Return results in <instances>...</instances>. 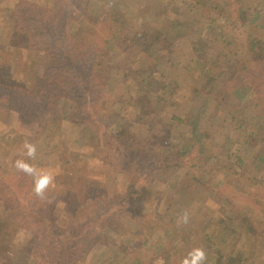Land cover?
Segmentation results:
<instances>
[{
	"label": "rangeland",
	"instance_id": "obj_1",
	"mask_svg": "<svg viewBox=\"0 0 264 264\" xmlns=\"http://www.w3.org/2000/svg\"><path fill=\"white\" fill-rule=\"evenodd\" d=\"M28 1L0 0V264H54L55 240L71 245L80 231L89 233L95 228H89L96 212L91 209L93 195L88 190L104 188L122 194L134 180L139 182L135 200L143 201V210H163L165 198V208H176L172 210L175 216L187 210L193 217L180 226L169 218L173 240L159 251L152 249L151 264H180L199 243L207 253L205 264H264V212L245 193L246 189L264 188V170L253 165L264 141V107L250 99L234 113L231 104L218 103L215 80L201 72L207 64L203 58L210 64L217 58L215 66L229 74L234 68L239 42L219 35L223 18L195 0H169L166 5L163 0ZM39 10L42 18L45 13L54 17L46 18V25L55 20L46 31L27 22L26 16L36 18ZM111 17L123 22L121 35L128 34L130 40L159 37L163 42L157 51L159 58L142 53L137 62L129 64L122 51L114 52L109 87L115 101L110 110L100 113L101 118L91 104L80 106L81 96L73 108L67 105L58 82L47 84L53 91L44 94V75L54 65L60 68L62 61L55 56L61 57L65 47L58 34L62 23L64 37L80 44L92 25L98 32H107V20H101ZM141 72L151 75L153 90L145 86ZM65 75L71 77L73 72L66 70ZM48 95L55 97L51 104L45 102ZM67 110L76 114L61 123L51 119L55 113L68 115ZM81 110L85 121L80 118ZM113 113L121 122L125 119L124 126L109 120ZM188 115L195 119L194 125L178 120ZM241 121L244 124L239 128ZM195 135L207 138L212 157L201 166L200 181L190 177L186 189H195L206 201L187 196L183 209L176 201L183 190L179 183H186L188 176L171 171L147 181L152 167L140 161L133 146L146 145L141 142L145 138L149 144L159 140L161 148H174ZM25 140L37 146L36 160L29 162L58 173L44 200L35 196L33 178L14 167ZM167 176L175 181H165ZM108 198L113 206L120 204L114 194ZM48 222L57 226L56 237L48 230ZM128 225L122 222L108 234V242L114 243L99 247L87 264H132L133 258L122 247L129 238ZM97 228L100 231L102 224ZM134 229L146 236L142 225ZM156 237L146 239H151L152 248ZM132 239L136 245L143 243L138 237Z\"/></svg>",
	"mask_w": 264,
	"mask_h": 264
},
{
	"label": "trees",
	"instance_id": "obj_2",
	"mask_svg": "<svg viewBox=\"0 0 264 264\" xmlns=\"http://www.w3.org/2000/svg\"><path fill=\"white\" fill-rule=\"evenodd\" d=\"M168 1L163 0L162 4L166 5ZM24 2L26 4L29 3L28 0H20V4ZM195 3H199L204 8L211 9L223 18L219 27L220 31L218 32L220 36L225 40L235 39L239 42V46L233 56L234 68L231 74L222 66H215L218 63L217 58L212 64L208 63V59L203 58L207 64L202 68L201 72L208 73L213 78L212 80H215L217 86L214 92L218 95V103L224 105V107L231 104L236 109L234 113L241 111L238 109L244 107L245 102L250 99L254 101L255 105L264 107V0H195ZM162 14L167 15V12H163ZM42 15L41 10L36 13V18H32L29 14V16H26L28 18L27 22L32 24V26L46 31L50 29L55 20L46 25V18L53 20L54 17L47 16V13H45L46 16L42 18ZM106 20L107 32H98L92 25V28L84 35L80 44H76L72 39L64 37L65 35L63 33L66 28L63 22L58 28V31L61 30V33H58L60 38H64L65 41V47L61 51L63 55L59 57L55 53L56 58L62 59L60 68L56 65L52 66L43 78L44 84H46L43 88V91L45 89L44 94H50L53 91L47 84H54V81L58 82L59 90L63 95L62 98L68 101L67 105L73 108L75 106L73 103H75V100H79L81 96L80 100L82 103H80V106L84 108L86 105L91 104L94 106L96 115L99 118H101L100 113L105 110H110L115 101L113 96H110L109 87V82L113 74L111 61L115 54L114 52L122 51L127 56L126 58H128L129 64H133L137 62L142 53L158 59L159 54L157 51L161 49L162 46L160 45L163 43L159 37L157 38L155 36L142 37L138 41L134 39L130 40L128 34L122 33L121 35L120 30L124 28L123 22L121 24L120 20L112 17L101 20V22ZM40 21H44L45 23ZM19 25L21 27V24ZM25 31H28L27 28ZM135 49H138L137 52H135ZM198 51L199 49L197 48L196 52ZM224 54L229 56L227 52H224ZM66 70H71L73 75L66 78ZM140 77L148 89H154L151 84L152 78L150 74L141 72ZM15 87L16 90H20L18 86ZM23 92H29L30 96H38L31 90H24ZM54 98L53 95L44 97L45 102L50 104L53 103ZM9 99L11 98L9 97ZM67 112L68 115H66L67 113H55V117L51 119L54 122L61 123V120L64 118L76 114L71 110H67ZM79 113L82 121L87 120V118L81 117L83 114L82 110ZM241 119L243 117L239 120ZM109 120L112 123L119 125L122 123V126L125 125V119L122 118L121 122L120 116L117 113L111 114ZM178 120L189 125L196 123L192 115H188L184 119L178 118ZM243 124L244 122H239L238 127L241 128ZM142 140L141 142H146V145L140 146L141 144H135L136 146L133 147L138 151L140 161H146L152 167L150 175L147 176V181L152 182L156 174L165 176L171 171L182 172L188 176V179L186 183H179V187L183 186V190L180 191L181 194L176 201L177 207L179 208L180 204V207L183 209L186 208L187 205L184 199L187 196L192 198L191 195H193V197H199L200 200H205L203 196L193 191L195 189L191 191L186 189L192 181H197L198 179L200 181L201 176L199 170L203 163L209 162L212 157L209 152L211 147L205 136L195 135L188 141L181 140L174 148L167 149L161 148L159 140L155 144H149L148 141H145L147 140L145 138H142ZM130 143L132 142L130 141ZM253 165L258 171L264 170V141L262 148L253 158ZM190 177L197 179L188 183V180L191 179ZM167 178L169 179L164 180L175 181L171 179V176H167ZM137 184H139L138 180H134L128 191L122 192V194L116 193L115 191L111 192L110 190L107 192L104 188L100 191L97 188L88 190L93 195L91 209L96 212L94 216L90 217L92 222L89 228H95L90 229L89 233L80 231V235L71 245H69V242L62 243L59 240H55L54 251L56 253V261L53 263L87 264L88 262L86 261L93 256V253L99 247L107 246V243L111 245L114 243V241L108 242L107 235L117 231L118 225L125 222V224H129L127 228L129 238L126 237L124 240L125 245L122 246L123 251L127 253V256L133 258L131 260L132 264H151L154 259L152 249L159 251L172 242L173 229L168 221L171 218L172 224H175L178 216L172 213V210H176L172 205H168L165 208V198L161 203V208H164L163 210H159V208H156L155 211L149 208L143 210V204H141L143 201L141 199L135 200V187ZM245 193L252 197L264 212V188H257L255 190L246 189ZM112 194H114L116 199H119L120 204L118 206H113V200L108 198V195L112 196ZM148 197L155 201V196L153 195L151 197V193L148 194ZM136 201L137 204L134 205ZM166 209H168V212L164 211ZM202 216L205 215L202 214ZM190 219H193V217H190ZM99 224L103 226L100 231L97 230ZM139 225L144 227L146 236L138 235L136 229L133 230V226L138 227ZM46 226L53 237L59 234V230L55 229L57 226L52 222H48ZM163 229L166 230L164 233ZM129 230H131V233ZM44 234L46 235V232ZM153 236H157L153 244L155 248H152L151 239L146 241L147 237L151 238ZM133 237H138L139 243L141 241L143 243L140 246L136 245L135 240L132 239ZM130 244L131 246L129 247ZM199 245L202 246L203 244L199 243ZM220 249L222 254H224L225 244ZM98 261H102V257Z\"/></svg>",
	"mask_w": 264,
	"mask_h": 264
},
{
	"label": "clouds",
	"instance_id": "obj_3",
	"mask_svg": "<svg viewBox=\"0 0 264 264\" xmlns=\"http://www.w3.org/2000/svg\"><path fill=\"white\" fill-rule=\"evenodd\" d=\"M21 158L14 162L17 171L23 172L27 176H31L34 180L33 192L35 196L41 200L46 199V193L50 187L55 185V178L58 174L49 169L39 168L29 161L37 158V146L35 143L25 140L20 153ZM25 157L27 159H25ZM190 219V213L185 210L177 217V226L187 224ZM207 253L202 246L192 248L186 256L181 259L180 264H205Z\"/></svg>",
	"mask_w": 264,
	"mask_h": 264
}]
</instances>
